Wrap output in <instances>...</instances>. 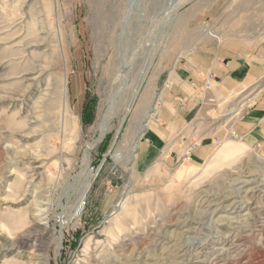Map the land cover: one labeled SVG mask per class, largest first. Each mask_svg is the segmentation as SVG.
<instances>
[{"label":"rangeland","instance_id":"1","mask_svg":"<svg viewBox=\"0 0 264 264\" xmlns=\"http://www.w3.org/2000/svg\"><path fill=\"white\" fill-rule=\"evenodd\" d=\"M207 24L264 48V0H0V264H264V141L224 138L264 76L187 127L203 163L127 160Z\"/></svg>","mask_w":264,"mask_h":264},{"label":"crops","instance_id":"2","mask_svg":"<svg viewBox=\"0 0 264 264\" xmlns=\"http://www.w3.org/2000/svg\"><path fill=\"white\" fill-rule=\"evenodd\" d=\"M211 32L220 36L222 42L204 32V37L209 40L190 50L188 59L183 64H177L170 80L161 84L162 100L155 107L151 128L147 129L150 126L148 119L147 130L140 137L142 140L135 159L137 169H147L160 161L168 166L178 163L185 145L196 141L187 127L203 113L206 116H222L219 107L226 95L238 87L237 92L244 91L251 87L250 82L264 76L263 47L250 46L238 32L225 35L214 27ZM208 73L214 76V81L211 89L205 90L203 78ZM263 123L264 111L250 109L228 127L224 138L234 133L242 140L264 141ZM210 140L196 143L191 154L193 163L201 164L208 157L216 141L215 136H211Z\"/></svg>","mask_w":264,"mask_h":264},{"label":"built area","instance_id":"3","mask_svg":"<svg viewBox=\"0 0 264 264\" xmlns=\"http://www.w3.org/2000/svg\"><path fill=\"white\" fill-rule=\"evenodd\" d=\"M203 31L206 34H208V33L211 32V27L207 24V27L205 29H203ZM213 81H214V76L212 74L208 73V74L204 75V78H203V88L205 90L211 89L212 84H213ZM156 121H158V119H156ZM231 135L234 138H237L234 133H232ZM195 147H196V141L188 142L185 145V147H184V149H183V151H182V153H181V155L179 157V161L180 162L181 161L182 162H188V161H190L191 160L192 151L195 149Z\"/></svg>","mask_w":264,"mask_h":264},{"label":"bare ground","instance_id":"4","mask_svg":"<svg viewBox=\"0 0 264 264\" xmlns=\"http://www.w3.org/2000/svg\"><path fill=\"white\" fill-rule=\"evenodd\" d=\"M210 33H212V32H210ZM214 34V33H213ZM213 38V37H212ZM220 39L221 38H215V40H217V41H220ZM230 113V112H229ZM150 117V114H147V116H146V118L144 119V121H143V123L140 125V129H139V133H138V136H137V138H136V140L133 142V144H132V147H131V150H130V152H129V154H128V157H127V160H129L130 162L131 161H133L134 160V152H135V150H136V148H137V144H138V139H139V137L141 136V134H142V132L144 131V129H146L147 128V126H148V122H147V119ZM150 119V118H149ZM231 149V151H236V149L235 148H230ZM229 149V150H230ZM123 151V150H122ZM29 154V153H28ZM118 159L119 158H121L122 157V155L121 154H118L117 156H116ZM115 158V157H114ZM255 159V158H254ZM256 160V159H255ZM128 161V162H129ZM188 175V174H187ZM89 183H90V179H89V176H88V178L86 179V182H85V185H84V187L82 188L83 190L81 191V194L83 193V192H85V190L87 189V187H88V185H89ZM32 234V233H31ZM30 235V234H29ZM21 237V236H20ZM16 240V239H15ZM38 255V254H37ZM38 257H40V256H38ZM39 260V258H36L35 259V261H38ZM35 264H40V263H35Z\"/></svg>","mask_w":264,"mask_h":264}]
</instances>
